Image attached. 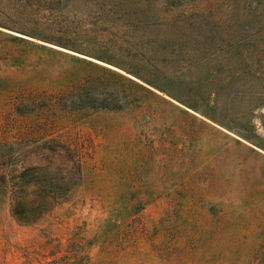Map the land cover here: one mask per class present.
Returning a JSON list of instances; mask_svg holds the SVG:
<instances>
[{
  "label": "rangeland",
  "instance_id": "374dc122",
  "mask_svg": "<svg viewBox=\"0 0 264 264\" xmlns=\"http://www.w3.org/2000/svg\"><path fill=\"white\" fill-rule=\"evenodd\" d=\"M0 264H264V0H0Z\"/></svg>",
  "mask_w": 264,
  "mask_h": 264
}]
</instances>
